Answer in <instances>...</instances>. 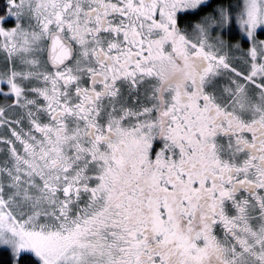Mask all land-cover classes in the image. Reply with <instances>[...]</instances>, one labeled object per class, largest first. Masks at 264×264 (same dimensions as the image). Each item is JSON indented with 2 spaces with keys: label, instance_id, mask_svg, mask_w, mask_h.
Wrapping results in <instances>:
<instances>
[{
  "label": "snow or ice",
  "instance_id": "obj_1",
  "mask_svg": "<svg viewBox=\"0 0 264 264\" xmlns=\"http://www.w3.org/2000/svg\"><path fill=\"white\" fill-rule=\"evenodd\" d=\"M0 264H264V0H0Z\"/></svg>",
  "mask_w": 264,
  "mask_h": 264
}]
</instances>
